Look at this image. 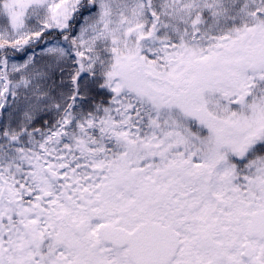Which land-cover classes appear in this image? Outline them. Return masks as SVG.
I'll return each instance as SVG.
<instances>
[{"label":"snow or ice","instance_id":"1","mask_svg":"<svg viewBox=\"0 0 264 264\" xmlns=\"http://www.w3.org/2000/svg\"><path fill=\"white\" fill-rule=\"evenodd\" d=\"M0 264H264V0H0Z\"/></svg>","mask_w":264,"mask_h":264}]
</instances>
